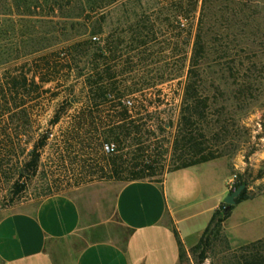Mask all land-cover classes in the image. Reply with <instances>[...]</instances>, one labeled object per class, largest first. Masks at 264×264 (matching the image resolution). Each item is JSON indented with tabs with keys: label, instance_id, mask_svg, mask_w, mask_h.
Returning <instances> with one entry per match:
<instances>
[{
	"label": "rangeland",
	"instance_id": "1",
	"mask_svg": "<svg viewBox=\"0 0 264 264\" xmlns=\"http://www.w3.org/2000/svg\"><path fill=\"white\" fill-rule=\"evenodd\" d=\"M52 1L0 0V142L12 144L5 150L0 145V218L15 209L34 206L53 194L67 195L83 205L99 198L105 214L112 218L115 192L126 183L123 179L111 178L112 160L121 157L118 163L127 166L130 156L121 147L118 152L107 154L99 142L87 140L76 145V149L71 148V154L63 162L57 156L56 139L74 124L71 117L76 107H71L66 118L52 128V136L40 153L36 174L19 176L28 151L49 131V122L60 101L56 97L52 99V93L58 92L54 84L39 89L27 87L15 95L5 82H9L7 77L26 75L28 79L34 77L39 84L41 72L37 66L44 54L42 46L48 44L52 46L49 49L56 50L61 40L59 31L72 22L63 20L58 9L51 11ZM65 1L61 0L67 10L64 13L75 14V6L68 7ZM203 1L119 0L108 5V0H103L100 3L104 7L91 14L87 27V33L99 39L92 45L91 54L107 46V57L111 58L113 51L117 56L108 64L117 81L120 84L124 81L126 88H145L150 94L146 102L153 105L151 122L165 124V132L156 131L153 140L155 153L160 156L155 159L164 166V173L170 167L175 130L167 122L176 123L184 77L155 87L152 84L156 77L166 79L185 74ZM206 20L212 29L205 41L216 51L210 58H221L222 63L234 61L257 66L252 73L253 100L247 105H237L234 100L219 99L216 107L224 106L230 124L220 152L229 161L232 175H247L249 189L259 197L264 193V0H215L213 14ZM48 88L51 92L45 94L43 91ZM80 88V85L76 87L75 96L81 100ZM26 90L33 93L27 95ZM66 90L61 96L69 94V89ZM219 90L224 99L232 97L233 88L222 86ZM110 143L115 144L108 141L103 145ZM159 178L160 175L155 177ZM16 182H23L25 189L14 195ZM234 250L222 230L203 264H227ZM198 253L185 251L181 264H196Z\"/></svg>",
	"mask_w": 264,
	"mask_h": 264
},
{
	"label": "trees",
	"instance_id": "2",
	"mask_svg": "<svg viewBox=\"0 0 264 264\" xmlns=\"http://www.w3.org/2000/svg\"><path fill=\"white\" fill-rule=\"evenodd\" d=\"M102 1L66 0L68 7L75 6V14L69 15L68 12L64 13L67 10L62 6L61 0H53L51 11L58 9L63 20L72 22L66 24V27L62 26L59 31L58 37L61 40L56 50L49 49L52 46L48 44L42 46L41 50L43 49L44 54L40 59L41 64L37 66L41 72L39 84H36L34 77L28 79L26 75L6 78L9 82H5V86L12 87L15 95L27 87L39 89L40 86L54 84L58 92L52 93V99L58 98L60 101L49 122V131L34 142L27 153V161L19 176L36 174L40 153L52 136V128L66 118L71 107L77 109L71 117L74 118V124L61 132L62 135L56 139L57 156L64 162L65 157L71 154V148L76 149V145L84 141L99 142L103 150V144L112 141L115 143L114 153L118 152L120 147L126 148L128 152L125 155L130 158L127 166L122 162L118 163L121 157L112 160L111 178L123 179L126 183L142 180L160 182L166 173L223 157L220 147L224 143L227 126L230 124L227 110L224 106L216 107V102L223 99L225 102L234 100L237 105L250 103L254 97L252 73H255L257 66L236 64L234 61L222 63L221 58L220 60L217 57L210 58V55L216 54V51L210 49L212 47H209L205 41L212 29V25H207L206 19L213 14L215 0L203 1L185 74L173 75L166 79L162 76L156 77L152 84L155 87L184 77L176 123L167 122L169 128L174 127L175 130L171 142L170 167L165 173L162 171L164 166H160L155 159L160 156L155 153L156 147L153 141L156 131L165 132V124L160 122L154 125V122H151L154 112H150V109L153 105L146 102L150 94L145 92V88L130 89L126 88L124 81H121V84L117 81L116 74L110 73L112 66L108 65L110 61H115L117 56L113 51L112 57L108 58L107 46L91 54L92 45L96 41L99 42V39L87 33V27L91 21V14L104 7ZM118 1L108 0V5ZM31 53L33 52L29 54ZM78 85L81 87V100L75 96ZM222 86L233 88L230 93L232 97L224 99L225 95L219 90ZM66 89H69V94L61 96V93L67 92ZM43 92L50 93L51 88ZM26 93L31 95L33 91L26 90ZM159 96L158 94L157 99H160ZM0 145L1 149L5 150L12 144L0 142ZM157 175H160L159 179H155ZM235 177V189L240 185L245 186L235 200L236 205L258 196L249 189L247 175L235 174ZM13 187V194L17 195L25 189V184L16 182ZM229 193L231 192L228 191ZM224 206L223 203L219 205L199 242L190 249L193 255L199 252L196 264L204 263L214 241L221 236L223 223L234 208L231 206L227 215L222 216ZM174 234L179 244V260L182 262L185 250L181 247L176 232ZM227 264H264V238L234 250L227 258Z\"/></svg>",
	"mask_w": 264,
	"mask_h": 264
},
{
	"label": "crops",
	"instance_id": "3",
	"mask_svg": "<svg viewBox=\"0 0 264 264\" xmlns=\"http://www.w3.org/2000/svg\"><path fill=\"white\" fill-rule=\"evenodd\" d=\"M225 157L121 185L112 218L99 198L53 194L0 218V264H181L228 195ZM92 197V196H91ZM87 199V198H85ZM231 249L264 238V194L235 205L223 223Z\"/></svg>",
	"mask_w": 264,
	"mask_h": 264
},
{
	"label": "water",
	"instance_id": "4",
	"mask_svg": "<svg viewBox=\"0 0 264 264\" xmlns=\"http://www.w3.org/2000/svg\"><path fill=\"white\" fill-rule=\"evenodd\" d=\"M244 185H240L237 189H235L234 191H232L231 193H229L222 201V203L225 205L224 209L221 212L222 216L227 215V213L230 210L231 206H235L236 205V198L241 194V192L244 189Z\"/></svg>",
	"mask_w": 264,
	"mask_h": 264
},
{
	"label": "built area",
	"instance_id": "5",
	"mask_svg": "<svg viewBox=\"0 0 264 264\" xmlns=\"http://www.w3.org/2000/svg\"><path fill=\"white\" fill-rule=\"evenodd\" d=\"M181 26L183 27L184 24L181 23ZM104 151L105 153L107 154H111V153H114L115 151V146L114 144L110 143V144H105L104 145ZM235 175H231V177L228 179L227 181V188H228V191L232 192L235 190V187H234V184H235Z\"/></svg>",
	"mask_w": 264,
	"mask_h": 264
}]
</instances>
